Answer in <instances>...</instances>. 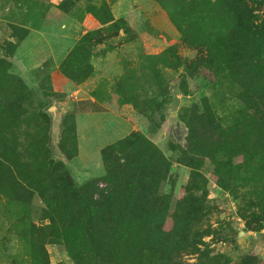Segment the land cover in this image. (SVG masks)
<instances>
[{
	"label": "trees",
	"instance_id": "1",
	"mask_svg": "<svg viewBox=\"0 0 264 264\" xmlns=\"http://www.w3.org/2000/svg\"><path fill=\"white\" fill-rule=\"evenodd\" d=\"M81 1L64 0L58 8L70 13ZM94 1L89 0L92 3L85 14L91 15L97 26L69 52L53 73L57 78L85 82L94 75V47L102 44L110 31L133 33L124 19H114L107 0H99L100 5ZM154 1L167 13L183 41L203 54L191 65L182 62L175 48L148 55L149 80L157 84L159 92L142 102L136 99L133 106L150 120L157 115L163 118L168 88L161 68L178 69L184 65L191 66L194 74L203 69L212 72L216 86L227 88L224 94H230L234 101L226 117L219 116L208 98L203 99L202 106L195 104L185 110L186 154L191 160L192 181L204 184L199 170L210 161L216 183L243 201L239 212L246 222V231H262L264 19L259 23L253 5L264 0ZM82 22L86 20L82 18ZM10 68V62L0 59V142L10 139L9 135L14 137L0 145L7 160L0 159V194L10 196L19 205H27L39 195L45 205L43 218L49 221L42 228L32 224L28 232L21 233L26 261L17 264H51L46 250L49 243L63 245L76 264H176L175 251L200 252L202 235L197 227L204 206L194 193L176 204L172 228H164L172 199L161 195L160 189L172 163L155 143L137 132L105 147L101 151L105 175L78 185L66 165L52 157L50 116L42 111H26L27 86L8 72ZM20 121L28 131L24 133L28 140L26 155L19 152L17 142L13 144ZM67 122L74 123L75 117L64 119ZM62 135L59 149L71 160L79 152L75 123L66 125ZM22 159L26 163H21ZM208 253L204 254L207 263L222 264L227 259ZM259 262L255 255H246L236 264ZM225 264L230 261L227 259Z\"/></svg>",
	"mask_w": 264,
	"mask_h": 264
},
{
	"label": "rangeland",
	"instance_id": "2",
	"mask_svg": "<svg viewBox=\"0 0 264 264\" xmlns=\"http://www.w3.org/2000/svg\"><path fill=\"white\" fill-rule=\"evenodd\" d=\"M63 1L0 0V59L10 62L8 72L27 86L29 94L25 93L28 99L24 108L29 113L46 112L52 122L53 107L58 108L62 116L58 126L49 132L53 159L63 162L72 179L78 185H84L105 175L101 157L105 147L133 133H141L155 143L172 163L168 179L160 189L161 195H170L172 199L165 230L172 228L176 204L184 197L194 193L204 206L203 218L197 227L202 235L200 252L178 254L175 251L176 264H202V261L206 264L204 254L207 252L211 257L224 255L230 264H236L246 255H255L259 264H264V235L260 234L263 230L246 231V222L239 212L243 201L216 183L213 165L208 160L199 170L205 178L204 184L192 181L191 160L186 154L188 129L183 120L185 110L195 104L202 106L203 99L208 98L220 117L229 116L234 98L224 94L228 89L216 86V77L208 70L194 74L191 66L182 65L178 69L164 67L161 69L168 95L164 100L163 118L157 115L156 119L150 120L133 106L136 99L142 102L159 92L157 84L149 80L151 64L148 55L175 48L182 62L191 65L203 53L183 41L167 13L154 0H107L114 19H124L133 33L110 31L109 37L94 47L91 61L94 75L85 82L57 78L53 73L59 70L69 52L85 33L97 26L95 19L85 14L92 2L82 0L70 13H64L58 8ZM93 4L100 5V1L95 0ZM253 8L260 23L264 19V3L253 5ZM82 18L86 22H82ZM78 115L80 121L77 124ZM70 116L75 117L78 148L81 146L82 152L68 160L60 151L59 144L66 125H74L72 122L64 123V119ZM23 118L26 119L25 113ZM18 126V133H15L18 138L13 144L17 142L19 152L26 155L28 140L24 139V133L28 131L21 121ZM9 138L14 137L9 135ZM4 142L0 145H5ZM13 144L11 150L14 149ZM0 152V159L7 162L5 150L2 148ZM21 163H26V160L22 159ZM44 208L37 194L27 205L15 204L10 196L0 194V264L26 261L23 254L25 243L20 235L28 232L32 224L38 228L49 224L43 218ZM46 250L51 264H76L63 245L49 243Z\"/></svg>",
	"mask_w": 264,
	"mask_h": 264
},
{
	"label": "water",
	"instance_id": "3",
	"mask_svg": "<svg viewBox=\"0 0 264 264\" xmlns=\"http://www.w3.org/2000/svg\"><path fill=\"white\" fill-rule=\"evenodd\" d=\"M51 111H52V113H54V118H53L52 123H53V126L56 127L60 123L59 122V111H58V108H56V107H53Z\"/></svg>",
	"mask_w": 264,
	"mask_h": 264
},
{
	"label": "crops",
	"instance_id": "4",
	"mask_svg": "<svg viewBox=\"0 0 264 264\" xmlns=\"http://www.w3.org/2000/svg\"><path fill=\"white\" fill-rule=\"evenodd\" d=\"M61 114V113H60ZM61 115H59V117H60ZM61 118H62V116H61ZM79 121H80V117H79V115H78V118H77V124L79 123ZM59 122H60V120H59ZM54 127V126H53ZM79 152L81 153L82 152V150H81V146L79 147ZM102 176V175H101ZM260 234H263L264 235V230L262 231V233H260Z\"/></svg>",
	"mask_w": 264,
	"mask_h": 264
}]
</instances>
